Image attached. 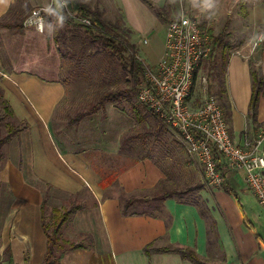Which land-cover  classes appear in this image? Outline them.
Here are the masks:
<instances>
[{
	"label": "crops",
	"instance_id": "obj_1",
	"mask_svg": "<svg viewBox=\"0 0 264 264\" xmlns=\"http://www.w3.org/2000/svg\"><path fill=\"white\" fill-rule=\"evenodd\" d=\"M81 1L91 8L99 7L109 22L123 18L128 24L126 1L134 0ZM151 1L162 4L164 0ZM30 2L34 8L50 3ZM13 4L14 0H0V18ZM141 12L148 17L145 9ZM149 13L153 26L156 17ZM157 23L166 36L167 25ZM43 24L39 29L24 22L23 32L0 27V89L16 121L26 124L1 146L0 264L10 260L11 264H42L46 252L42 212L45 217L47 211L63 210L71 202L80 208L63 224L61 238L64 242H83L84 247L67 250L61 264H195L177 252L148 255L144 248L149 243L157 248H190L205 264H264V206L247 187L243 171L227 169L223 160L221 187L206 183L203 167L195 158L177 161L179 169L190 175L183 183L200 186L195 196L203 215L195 204L176 198L163 202L162 214L121 213L120 189L128 194L149 191L165 178L166 168L155 157L142 158L120 172L114 184L102 189L97 170L123 169L125 163L117 167L110 160L120 161L122 135L134 121L112 102L75 123L56 115L66 93L60 79L62 52L50 25L45 31L46 22ZM146 37L149 42L141 45L140 55L155 64L164 43L155 51L152 38ZM256 51L258 57L255 54L253 58L262 72L256 70L264 80L263 43L248 54H231L228 87H214L216 80L211 87L229 132L239 144L252 141L264 125V83L255 120L250 118L249 109L250 61L254 60L249 58Z\"/></svg>",
	"mask_w": 264,
	"mask_h": 264
},
{
	"label": "rangeland",
	"instance_id": "obj_2",
	"mask_svg": "<svg viewBox=\"0 0 264 264\" xmlns=\"http://www.w3.org/2000/svg\"><path fill=\"white\" fill-rule=\"evenodd\" d=\"M156 5L166 9L170 18H175L181 12H184L195 18L199 24H204L205 28L210 27L214 35L220 33L222 35L221 43L214 47L209 60L202 63L197 69L196 81L191 95L193 105L200 104L206 95H212L217 98L213 94L214 92L211 91V87H213L212 82L216 80L214 87L220 86L219 82L223 84V87H228L229 83L227 82L226 73L231 54L237 52L248 54L249 51L254 49V41L258 35H264V0H164L162 4ZM28 6L29 9L27 11ZM126 7L129 11V16L127 17L129 25L125 24L123 18L116 20L119 21L118 25L120 29L117 36L121 41L133 45L132 51H134L139 59L146 62L140 55L142 40L144 38L148 39L146 36L151 37V47L155 45L152 48L155 51L158 50V46L164 43L165 29L162 26L160 27L157 22H160L161 25L167 24L161 22L156 13H154V10L150 9L141 0L126 1ZM33 8L34 6L30 0H15L9 14L12 15L14 13L13 17H16L17 14H27ZM45 8L47 9L42 13H54L58 11V4L54 3L53 6ZM142 8L147 11L148 17L142 14ZM120 10L122 11L121 7ZM150 11L154 13L157 21L153 26L154 19L152 16L150 18ZM58 15L51 18L50 28L52 34L57 25H61L58 23ZM6 19L11 20L9 17ZM61 27L64 31L67 29L65 26L61 25ZM133 30L135 31L134 33ZM73 36L69 35L73 44L70 55L64 56L63 53L66 50L60 46L62 49L60 79L66 86V93L56 115H59L66 122L77 113L88 110L103 92L119 88V108L133 119L134 124L123 133V135L131 137V142L124 145L122 151L120 146V161L110 160V162L119 167V164L121 165L129 161V157H141L149 153V155L155 157L166 168L169 177V183L167 182L168 187L182 191L193 187L194 185L192 184L183 183L190 180V175L188 172L179 169V164H177V161L186 162L192 156L186 152L180 138L165 124H161L158 119L153 117L154 114L138 101V91L137 93L131 92L133 84L130 73L119 65L115 57L105 47L96 43L92 45L89 39L84 38V40L83 30H74ZM263 43L264 38L255 49ZM255 54L257 59L258 51L254 52L249 60ZM124 55L128 58L129 52H125ZM253 61H250L252 69H259L261 71V67L256 66L255 59ZM214 63L216 64V69L210 70V66L214 67ZM215 72H217V75ZM2 99H4L3 94L0 95V118H2L0 122V134L4 135L11 124L18 125V121H16L14 113L8 112V109L5 108ZM138 104H140L141 115H147L146 121L141 122L139 119L134 118L133 106ZM10 109L12 111L11 106ZM123 135L122 137H124ZM263 136L264 125L257 132L255 138ZM128 145L132 146L133 150L127 152L126 148ZM195 193V191H187L184 193L183 198L189 199ZM147 197L150 196H143L142 203L136 204L134 208L136 210L146 209L152 211L153 209L150 206H146V203H143ZM54 217V210H51V212L47 211L45 215L46 222L52 223ZM65 237L68 236L66 235Z\"/></svg>",
	"mask_w": 264,
	"mask_h": 264
},
{
	"label": "built area",
	"instance_id": "obj_3",
	"mask_svg": "<svg viewBox=\"0 0 264 264\" xmlns=\"http://www.w3.org/2000/svg\"><path fill=\"white\" fill-rule=\"evenodd\" d=\"M66 6L65 0H50ZM34 8L25 24L43 28L42 11ZM68 14L89 25L86 17ZM260 34L254 48L263 40ZM144 38L142 44H147ZM212 44L198 21L181 12L167 24L163 53L155 64L143 61L144 74L137 93L138 101L159 118L183 143L186 152L203 167L205 181L221 187L224 181L221 161L230 170H242L247 187L264 206V136L239 144L229 132L219 100L206 95L198 105L191 100L200 65L211 57Z\"/></svg>",
	"mask_w": 264,
	"mask_h": 264
},
{
	"label": "trees",
	"instance_id": "obj_4",
	"mask_svg": "<svg viewBox=\"0 0 264 264\" xmlns=\"http://www.w3.org/2000/svg\"><path fill=\"white\" fill-rule=\"evenodd\" d=\"M141 1L144 2L147 6H149V8L154 10V13H156V15L158 16L161 22L168 24L172 19H174V18H170V15L166 9L154 4L151 0H141ZM65 3L66 6L58 5V11L54 13L53 12L42 13L43 20L46 22L44 29L45 31L48 30V27L51 22V18L57 14H59L57 16L58 23L61 24L62 26H65V28H67L64 31L63 29H61L62 28L61 25H57V27L53 31L54 41L58 44L59 47L60 46L64 47L66 50L63 53L64 56L71 54L70 50L73 44L69 35H72V37H74L73 36L74 30H83V35H84L83 39L84 38L89 39V42L92 45L96 43L105 47L111 53V55L115 57L119 65H121L123 69L127 70L130 73L133 84L131 88V92L137 93V91L140 88V83L143 80L144 65H143V61L137 57L134 51H132L133 45L129 44L128 42L121 41L117 36L118 30H120L118 25L119 21L109 22L105 20L103 17V12H101L98 8L89 7L81 0H65ZM28 9L29 6L27 7V11ZM11 10L12 9H10L6 13V15L0 18V27L12 28L18 32H23L25 28L24 25L25 19L29 16L31 11L28 12L27 14L26 13H24L23 15L17 14L16 17H13L14 13L12 15L9 14L11 13L10 12ZM68 11L73 13L75 16L88 18L90 24L86 25L75 21L73 17L68 14ZM7 17H9L11 20H7L6 19ZM200 26L203 29L205 28L204 24H200ZM205 32L210 38L212 44V51H213L214 47L221 43L222 35L221 33L218 35H214V32L210 27L205 28ZM112 33L114 34L111 35ZM60 50L62 51L61 48ZM125 52H129L128 58L124 55ZM210 67H211L210 70L214 68L216 69V64L214 63V67L212 66ZM215 74L217 75V72H215ZM216 75L214 76L216 77ZM251 76H252V93L250 96L249 109H250V118H252V120H255L258 101L261 92L263 90L264 80L261 72L256 69L251 68ZM219 83L221 86L222 83L221 82ZM1 92L2 91L0 89V95H2ZM119 100H120L119 88L105 91L101 95H99L97 101H95L88 110L77 113L73 118H70V123L77 122L82 116L86 114L96 112L99 108L103 107L106 102H112L115 106H118L119 108L120 107ZM2 102L4 103L5 108L8 109V112L12 113L9 104L5 101V99H2ZM133 113H134V118L139 119L141 122L146 121L147 115H141L140 104L133 106ZM153 117L158 119L161 122V124L164 125V123L155 115ZM1 119L2 118H0V122ZM25 127L26 124L24 122H20L18 123V125L11 124V126L8 128L7 132L4 135L0 134V160L3 157L1 146H3L19 130ZM130 138L131 137L124 135L121 144V151L123 150L124 145L130 144L131 142ZM131 150H133L132 146L128 145L126 151L129 152ZM142 158L153 159V156L149 155L148 153V155H143L141 157L139 156L129 157V161H127L124 164L123 169L99 168L97 171L98 174L100 175L99 183L102 189L106 188V186H111L112 184H114L120 172L127 169L129 165H131L134 161H137ZM168 181H169V177L167 172H165V178L160 180L157 186L149 191H145L143 193L128 194L120 189V193L118 197L120 200L121 213L123 215H152V216L155 214V212L158 214H162L164 211L163 202L167 198H176L178 201L183 203L191 202L195 204L198 207L200 213L202 215L204 214V211L201 208V203L198 201L195 195H193V197H190L189 199L183 198L185 195L184 193L187 191L196 192L200 187L199 185L189 187L187 189H184L185 191L184 190L182 191L168 187L167 184ZM147 195H149L150 197H147L146 201H144L143 203H146V206H150L153 210L152 211H148L146 209L136 210L134 208L136 204L142 203L143 200L142 197ZM79 208H80L79 205L71 202L69 206L64 208L63 210L55 209L54 210L55 217L52 223L46 222V219L42 212V227L46 234V252L42 264H61V259L67 250L84 247L83 242L70 243L61 240V230L63 224L66 223L70 219L71 215ZM90 245L91 242L89 243V246ZM144 252L148 255L154 252H177L182 257L190 259L195 264H205L198 258L195 252L190 248H181V247H172V246L157 248L153 246V243H149L144 248ZM9 264H11V260L9 261Z\"/></svg>",
	"mask_w": 264,
	"mask_h": 264
}]
</instances>
